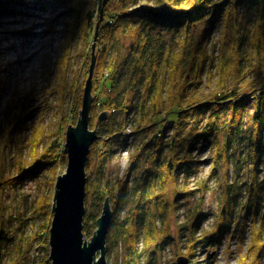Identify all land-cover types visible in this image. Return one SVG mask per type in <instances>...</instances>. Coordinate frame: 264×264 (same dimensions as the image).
I'll return each instance as SVG.
<instances>
[{
  "label": "trees",
  "instance_id": "obj_1",
  "mask_svg": "<svg viewBox=\"0 0 264 264\" xmlns=\"http://www.w3.org/2000/svg\"><path fill=\"white\" fill-rule=\"evenodd\" d=\"M37 1L41 5L49 2ZM81 1L51 0L49 3H61L67 12L62 36L69 42L77 34L81 35L87 40L86 49L90 50L89 42L102 0L90 1V7H84ZM252 2L261 6L252 26L243 34L239 29L234 30L228 50L221 51L223 43L218 48L209 39L218 17L226 19L236 5L249 7ZM0 7L6 5L0 1ZM203 17L205 26L198 36H194L190 29ZM161 30L171 33L169 42L162 38ZM96 41V61L90 86V128L95 125L98 113L107 111L108 116L99 124V139L92 143L86 160L83 234L86 237L93 234L102 201L108 198L112 216L104 242L105 254L110 255L122 242L127 248L124 264H140L141 256L142 264H148L144 260L148 245H151L149 241L155 234H163L162 229H156L155 214L159 213L158 220L165 225L167 239L168 187L173 188L176 200L192 194L193 191L181 186V180L189 178L194 165L200 162L193 158L191 150L199 148L200 137L204 134L214 139L213 159H219L225 170L223 175H227L230 166L232 168L230 178L224 182L223 203L214 216L211 227L214 231L205 239L211 244L216 243L228 231L231 215L236 212L240 232L249 228L255 234L246 246L242 260H248L247 264H258L264 256V219L259 216L264 207V177L258 173L260 165L263 166L261 157H264V0H134L130 5L127 0H106ZM243 41L250 45L248 54L241 51ZM68 53L69 49L61 58L63 64L59 65L62 66L59 87L65 77ZM89 55L90 52H85L86 64ZM215 61L216 65L213 64ZM86 74L84 68L83 76ZM74 75L70 82L73 95L67 108L69 115L63 114L59 119V133L65 131L64 124L75 123L77 119L75 83L79 71ZM241 90H246L249 98H240ZM13 93L3 111L2 129L6 131L14 129L25 109V99ZM228 99L230 101L221 103ZM207 111H211L212 117L209 124L198 129L197 121H194L181 135L182 122ZM118 113L123 115L122 120L105 133L103 125ZM127 125L132 135L147 134L146 141L135 147L137 153L130 158L122 177L109 182L104 178L103 169L105 159L113 154L107 150L113 139L104 141L101 136L121 132L122 137ZM219 126L223 132L220 150L216 144ZM41 132L37 130L38 136L31 140L29 160L18 159V170L24 175L42 167V158L49 154L48 148L36 153L43 137ZM148 149H152L150 153L146 152ZM241 150L246 165L242 178L238 174ZM60 153L65 156L61 146L55 156L57 160ZM135 161L141 162L142 166L138 175L132 178ZM22 177L17 175V178ZM14 179L15 176L8 177L11 182ZM40 201L38 210L45 215L43 226L47 231L38 236L47 244L51 209H44L42 203L50 206L49 195H43ZM204 214L197 211L193 226ZM8 231L0 219V264L4 260ZM139 241L143 246L138 250ZM46 256L45 261H48Z\"/></svg>",
  "mask_w": 264,
  "mask_h": 264
},
{
  "label": "rangeland",
  "instance_id": "obj_2",
  "mask_svg": "<svg viewBox=\"0 0 264 264\" xmlns=\"http://www.w3.org/2000/svg\"><path fill=\"white\" fill-rule=\"evenodd\" d=\"M0 1L6 5V7H0V219L9 230V239L3 248L5 252L3 264H50L49 259L45 261L44 257L48 256L49 252L48 236L46 235L47 244L38 236V234L41 235L47 231L46 226H43L45 215L38 210V205L43 195H49L50 203L52 202L56 178L65 171L66 154L64 156L63 153H60L58 160L55 157L60 146L63 150L64 143L65 131L59 133L61 130L59 119L63 114L69 115L67 108L73 95L70 82H72L76 71H79L75 83L77 85L75 87L77 113L81 107L80 97H82L85 76L88 74L90 63L89 59L86 64L84 55L85 52L91 50L86 49L87 40L81 35L77 34L69 42L66 37L62 36L64 22L68 15L61 3L50 4L51 0H47L49 2H45V5L39 4L37 0ZM90 1L93 0H82L81 4L84 7H90ZM127 1L129 5L134 3V0ZM260 8L261 6H257L256 2L249 4V7L236 5L235 10L230 11L226 19L218 17L212 28L211 38H209L211 43H215L218 48L223 43L220 50H228L232 32L236 29H239L241 34L247 32ZM204 18L198 20L191 27L190 30L194 36L199 35L201 28L205 26ZM161 36L167 42L170 40L171 33L161 30ZM91 42L92 39L89 46ZM96 44L97 41L94 44L95 49ZM249 47V43L243 41L242 53L248 54ZM68 49V58L64 66L65 77L59 87V75L60 69H62V66L59 67V65L63 64L61 58ZM57 60L58 62H56ZM213 64L216 65L217 62L215 61ZM84 68L87 69L85 76H83ZM13 92L20 94L25 99V109L21 120L18 121L14 129L6 131L2 129L3 111H5L10 95H14ZM239 96L240 98H249V93L246 90H241ZM247 104L250 105V102ZM209 113L211 111L204 112L201 116L192 115L188 122H182L181 135L191 128L189 125H192L194 121H197L198 129L209 124L212 120ZM122 116L118 113L104 124L105 133L117 125L122 120ZM221 116L223 117V115ZM97 118L98 116L96 121ZM67 125L64 124V127L66 128ZM37 130L43 131L41 132L43 137L39 141L36 153H42L41 150L48 148L47 153L49 154L42 158V163H44L42 167L24 175L18 170L20 165L18 159L29 160V152L32 151L31 140L38 136ZM146 136L147 134L132 135L130 127L127 125L122 137L111 140L107 150L113 154L105 159L103 169L104 178L107 181L111 182L113 179L122 177L130 158L137 153L135 147L145 142ZM216 138L217 148L220 150L223 141V132L220 126L216 132ZM198 145V149L191 150V155L200 162L194 165L189 178L181 180V186L193 192L176 200L173 188L168 187L169 211L166 214V219L169 236L165 239V225H161V221L158 220L160 215L157 212L154 219L161 226L156 225V229H162L163 234H155L151 237V241H149L151 245H148L144 260L148 264H176L178 256L187 257L188 264L248 263V260H242V257L246 252V246L250 239H254L255 234L249 228L240 232L239 226H237V224L240 225V222L236 212L231 215L228 231L224 232L216 243L211 244L205 239L211 236L214 231L211 228L214 225V216L223 203L224 182L230 178L232 168L230 166L227 175H223L224 167L219 159H213L214 139L212 136L211 138L205 137L203 134ZM151 150L148 149L146 152L150 153ZM243 152V150L239 152L241 168L238 174H240V178L245 176L243 173L246 171ZM261 164L263 166L260 165L258 173L259 176L264 177V157H261ZM141 166V162L135 161V167L131 173L132 178L138 175ZM93 169L95 170L96 166ZM17 175H23V177L17 178ZM11 176H15L14 182L8 180V177ZM46 204L48 203H42L44 209L51 208V204L50 206ZM174 204L178 206L174 207ZM197 211L205 214L193 226ZM259 216L264 219V207L261 208ZM250 224L248 219L247 225L250 226ZM141 241L138 243V250L143 246ZM126 252V244L119 242L109 253L110 255H106V264H124ZM142 262L143 256L139 263L142 264ZM258 264H264V256L258 261Z\"/></svg>",
  "mask_w": 264,
  "mask_h": 264
},
{
  "label": "water",
  "instance_id": "obj_3",
  "mask_svg": "<svg viewBox=\"0 0 264 264\" xmlns=\"http://www.w3.org/2000/svg\"><path fill=\"white\" fill-rule=\"evenodd\" d=\"M99 17L95 21L92 42L90 45V63L82 89L81 107L75 123H68L64 132L63 151L66 154V167L54 183L51 204V219L48 229V259L50 264H106L105 244L112 210L105 198L102 209L96 219V228L90 238L83 234V216L86 195V160L92 143L99 139V124L108 116L107 111L98 114L95 125L90 128V106L92 103L91 79L95 63V42L99 23L103 18L102 0ZM228 100H224V103ZM233 102H235L233 100ZM121 132L101 136L104 141L120 137ZM176 264H188V258L178 256ZM239 264H247L245 262Z\"/></svg>",
  "mask_w": 264,
  "mask_h": 264
},
{
  "label": "bare ground",
  "instance_id": "obj_4",
  "mask_svg": "<svg viewBox=\"0 0 264 264\" xmlns=\"http://www.w3.org/2000/svg\"><path fill=\"white\" fill-rule=\"evenodd\" d=\"M26 59V58H25ZM108 229H109V227H108ZM47 257V256H46Z\"/></svg>",
  "mask_w": 264,
  "mask_h": 264
}]
</instances>
